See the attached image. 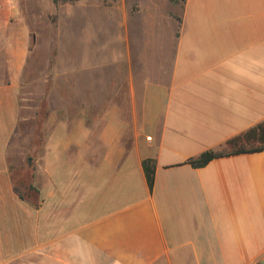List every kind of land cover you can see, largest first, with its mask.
Here are the masks:
<instances>
[{
  "label": "crops",
  "instance_id": "1",
  "mask_svg": "<svg viewBox=\"0 0 264 264\" xmlns=\"http://www.w3.org/2000/svg\"><path fill=\"white\" fill-rule=\"evenodd\" d=\"M17 18L0 10V264H258L264 151L186 162L264 122V0H183L168 69L127 110L51 115L28 158L36 208L7 159L31 45Z\"/></svg>",
  "mask_w": 264,
  "mask_h": 264
},
{
  "label": "rangeland",
  "instance_id": "2",
  "mask_svg": "<svg viewBox=\"0 0 264 264\" xmlns=\"http://www.w3.org/2000/svg\"><path fill=\"white\" fill-rule=\"evenodd\" d=\"M182 3L0 0V10H16L31 39L7 156L17 189L31 180L33 138L43 139L51 115L102 118L113 106L125 111L147 80L168 69Z\"/></svg>",
  "mask_w": 264,
  "mask_h": 264
},
{
  "label": "trees",
  "instance_id": "3",
  "mask_svg": "<svg viewBox=\"0 0 264 264\" xmlns=\"http://www.w3.org/2000/svg\"><path fill=\"white\" fill-rule=\"evenodd\" d=\"M68 1L73 2L77 0ZM52 2L53 4L57 5L59 0H52ZM35 143L38 144V139L35 140ZM261 151H264V122L228 140L225 144V147L220 151H205L197 157L188 159L186 163L194 168H201L207 165L213 159ZM154 168L155 165L153 160H144L142 162L143 173L150 192L153 188ZM25 188V197L21 196L20 198L30 199L31 205L35 208L38 207L37 192L33 188L31 180L26 184Z\"/></svg>",
  "mask_w": 264,
  "mask_h": 264
},
{
  "label": "water",
  "instance_id": "4",
  "mask_svg": "<svg viewBox=\"0 0 264 264\" xmlns=\"http://www.w3.org/2000/svg\"><path fill=\"white\" fill-rule=\"evenodd\" d=\"M258 264H264V257Z\"/></svg>",
  "mask_w": 264,
  "mask_h": 264
}]
</instances>
